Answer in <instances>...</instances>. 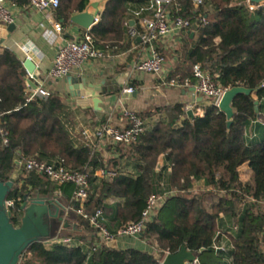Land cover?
<instances>
[{
	"label": "trees",
	"instance_id": "obj_1",
	"mask_svg": "<svg viewBox=\"0 0 264 264\" xmlns=\"http://www.w3.org/2000/svg\"><path fill=\"white\" fill-rule=\"evenodd\" d=\"M12 2L27 6L29 0ZM89 2L59 0L54 13L67 25ZM148 5L149 0H106L99 20L88 30L93 46L104 51L117 45L126 31L129 12ZM167 9L170 18L180 16L190 22L183 30L181 65L170 78L193 83L191 69L199 64L215 85L223 89L244 86L252 92L234 98L229 126L225 113L210 99H206L201 116L188 117L182 103L139 112L136 116L140 119L154 112L164 113V117L128 145L109 144L117 157L106 160L91 144H77L73 139L63 97L56 92L29 97L21 60L0 44V130L6 132L0 133V179L14 174L15 185L7 197L12 202V221L19 223L20 204L30 188L65 197L76 219V234L69 235L70 243H34L25 250L20 264H161L167 253H175L181 246L191 251L199 264H264V135L254 143L244 136L247 125L257 117L255 100L261 102L259 112L264 113V5L250 10L244 0H202L194 7L192 0H171ZM157 50L165 59L170 56L171 47ZM160 156L163 165L157 172ZM30 157L87 173V200L81 205L73 199V183L56 184L17 165ZM120 160L124 166L132 162L133 171H120ZM246 162L251 179L242 182L238 169ZM97 169L106 174L97 176ZM197 179H205L208 188L191 194L189 185ZM153 194L165 196L139 237L155 245L157 255L99 243L97 229L84 214L101 209L103 217L110 220L106 227L116 235L114 225L120 228L139 220ZM108 197L119 202L114 207L106 205ZM220 214L231 218L235 227V233L228 236L230 260L224 250L214 248Z\"/></svg>",
	"mask_w": 264,
	"mask_h": 264
},
{
	"label": "crops",
	"instance_id": "obj_2",
	"mask_svg": "<svg viewBox=\"0 0 264 264\" xmlns=\"http://www.w3.org/2000/svg\"><path fill=\"white\" fill-rule=\"evenodd\" d=\"M105 1L90 0L85 10L91 14L94 13L96 9L92 4L98 3L97 9L100 17ZM4 4L13 17L15 27L12 31H8L7 26L0 24L1 46L13 51L21 62L25 58H30L35 63L39 75L37 78H33L32 82L35 86L42 84L49 92H56L60 97H63L69 113L68 129L73 139L77 144L86 142L91 144L92 148L104 160L117 157V155L114 151L110 150L109 144L100 142L90 136L91 129L95 125L105 122L119 129L129 126V119L122 114L123 109L136 116L137 113L147 109L154 110L157 107L182 103L185 114L187 110H191L193 113L192 117L203 115L207 100L195 91V78L194 82L190 83L186 78L178 82L175 78L169 77L181 65L183 52L180 48L183 44V31L178 35H170L162 41L158 40L155 42L156 48L162 47L164 50H167L171 47L170 56L165 59L161 74L154 75L134 68L135 64L145 56V51L139 37H130L129 29L131 27L140 28L138 19L140 16L149 15V5L142 10L136 9L129 12L127 19L129 22L121 40L117 45L102 51V57L87 61L81 70H72L62 78L53 79L48 75V72L52 66L57 47L68 40L78 39L82 36L85 29L79 28L75 24H72L71 21L67 25H63L62 20L56 17L54 11L50 13L34 11L27 6L15 5L12 0H4ZM135 12H139V15L136 16ZM52 20L61 23V32L57 33L53 30ZM74 28L79 29V31L74 32ZM69 35L72 37H69ZM181 72L183 71L181 70ZM80 77L85 78V83L77 80ZM25 79H28L26 72ZM118 80H121L122 83H119ZM130 83H133V85H130ZM90 84L94 86L102 84L103 91L99 93L100 102L98 103V109L93 108L91 98L86 94L93 91ZM125 85L133 87L135 94L123 95L121 90ZM27 86L29 97L32 98L31 89L35 86L30 85L28 82ZM163 117L164 113L154 112L150 117L146 116L141 120L144 122L145 129H147L149 125ZM83 129L87 130L89 138L82 136L81 131ZM262 131H264V113L258 110L257 117L251 120L245 129V140L253 143L259 141L262 135H264ZM119 162L120 171L126 173L133 171L132 162H127L126 166H124L125 162L123 160ZM158 164L163 165L162 156L159 157ZM159 169L156 167L157 172ZM238 172L239 179L242 182L251 179L252 172L247 162L239 167ZM95 174L101 177L106 172L97 169ZM110 175H113V173H110ZM206 188H208V185L205 179L191 181L189 185L191 194H198ZM58 196L61 195L58 193ZM63 198L64 202H67L68 207L66 209H70V201L65 197ZM117 202L119 200L114 197H108L104 200V203L111 207H114ZM104 222L109 223V217H104ZM74 226L75 224H73V228ZM218 226L219 238L214 245L222 247L223 249L217 248V250H224L226 260H230L228 254L232 246L228 236L235 233L233 221L228 216L220 214ZM118 227L119 225L115 224L113 227L114 231H118ZM115 238L118 242L115 243L114 239L108 245L119 249L136 248L157 255L156 246L148 245L139 236H116Z\"/></svg>",
	"mask_w": 264,
	"mask_h": 264
},
{
	"label": "built area",
	"instance_id": "obj_3",
	"mask_svg": "<svg viewBox=\"0 0 264 264\" xmlns=\"http://www.w3.org/2000/svg\"><path fill=\"white\" fill-rule=\"evenodd\" d=\"M148 6L149 15L140 16L138 19L139 29L131 27L129 29L130 37H139L145 56L140 59L134 66L135 69L146 73L159 75L161 74L165 58L157 50L155 42L166 39L170 35H178L181 31L186 30L190 26L188 19L176 16L170 18L169 11L167 9L171 0H149ZM193 5L197 7L202 4V0H192ZM245 4L250 10L257 8L258 4L245 0ZM59 5V0H29L27 7L34 11L50 13L54 11ZM135 15H139V12H135ZM99 14L95 16L94 24L99 20ZM199 18L205 21L204 17ZM13 17L8 8L4 4V0H0V24L8 26L13 23ZM52 28L55 32H61L62 25L59 21L52 20ZM89 29L82 34L78 39L68 40L56 49V53L53 59L52 66L48 72V75L53 79H59L68 75L72 70H81L84 64L92 59L100 58L103 56V52L93 46L91 35L88 33ZM192 74L196 80L194 85L195 91L204 99L212 100L216 105L218 104L221 96L226 89H223L214 84L210 75L201 69L199 64L192 66ZM29 79H33V75L27 73ZM261 86H264V81L261 82ZM32 90V96L46 97L49 95V91L42 85L37 84ZM123 95H131L135 92V89L131 86H124L121 90ZM124 114L129 119V126L119 129L108 122L95 125L91 129V135L96 140L105 144H125L128 145L134 142L137 136L145 130L143 120L132 114L131 112L123 109ZM2 135H5V131L0 130ZM82 136L89 138L87 130L81 131ZM3 142L7 140L3 136ZM18 166H22L26 171H33L38 174L47 176L50 180L56 184H62L71 182L74 184L73 199L79 201L82 205L88 196L89 180L87 173L84 172H71L63 167H56L53 164L40 161L36 158L30 157L24 161H17ZM164 195H151L147 198L146 207L142 211L141 217L137 221L128 222L120 227L117 234H113L105 225L104 217L101 209L95 210L92 214H84L88 217L89 223L97 229V235L99 243L108 245L116 236H139L144 230L146 222L151 217L154 209L162 203ZM12 205L10 200H6V206L9 208ZM82 213V208L78 210ZM55 241H61L63 243H70L69 238H62L59 235ZM214 248H220L214 245ZM187 264H199V260L195 257L194 260Z\"/></svg>",
	"mask_w": 264,
	"mask_h": 264
},
{
	"label": "water",
	"instance_id": "obj_4",
	"mask_svg": "<svg viewBox=\"0 0 264 264\" xmlns=\"http://www.w3.org/2000/svg\"><path fill=\"white\" fill-rule=\"evenodd\" d=\"M250 2L264 5V0H250ZM96 9L94 13H89L87 10L76 13L70 17L72 24H75L82 29H90L94 25L95 16L98 13V3L92 4ZM14 23L7 26L8 31H12ZM74 32L79 29L74 28ZM69 37H72L69 35ZM26 73L32 74L33 78L39 75L35 67V63L30 58H25L22 62ZM78 81L85 83V78H78ZM27 82L35 86L32 79H27ZM119 83H122L121 80ZM99 85L90 84L93 91L87 92V96L91 98V103L94 109H98L100 102L99 93L103 88ZM98 92V93H97ZM252 89L244 86H233L226 89L221 96L217 107L225 113L227 117V125L231 123V118L234 115L232 101L238 94L249 95ZM135 94V92L133 93ZM257 100L254 101V111L258 112ZM186 114L193 116L191 110H187ZM160 164L157 168H160ZM14 174L6 180L0 179V264H20L21 257L25 250L34 243L49 244L56 240L61 229L67 227L65 221L66 207L64 198L58 195H41L39 192L33 193L31 188L25 194L24 200L20 204L21 217L17 225L12 221L11 211L6 206V200L15 185ZM195 259V255L181 246L175 253H167L161 264H187Z\"/></svg>",
	"mask_w": 264,
	"mask_h": 264
},
{
	"label": "rangeland",
	"instance_id": "obj_5",
	"mask_svg": "<svg viewBox=\"0 0 264 264\" xmlns=\"http://www.w3.org/2000/svg\"><path fill=\"white\" fill-rule=\"evenodd\" d=\"M37 191L36 190H33V193H36ZM49 194L51 195H58L57 192H50ZM41 195H46V194H41ZM64 205L65 207H68L67 206V202L65 201L64 202ZM71 209H66V213H65V221L69 224V227L67 228H64L63 230L60 231V234L59 236L62 237V238H68L69 235H75L76 234V231L73 229V224H75L76 222V219H74V217L71 215ZM118 241L116 240L115 238V243H117Z\"/></svg>",
	"mask_w": 264,
	"mask_h": 264
}]
</instances>
